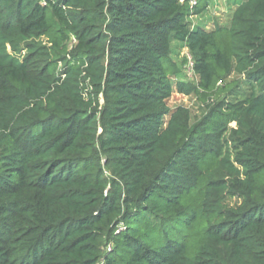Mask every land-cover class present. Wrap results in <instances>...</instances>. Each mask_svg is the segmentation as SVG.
<instances>
[{"label": "trees", "instance_id": "obj_1", "mask_svg": "<svg viewBox=\"0 0 264 264\" xmlns=\"http://www.w3.org/2000/svg\"><path fill=\"white\" fill-rule=\"evenodd\" d=\"M190 1L0 0V264H264V0Z\"/></svg>", "mask_w": 264, "mask_h": 264}, {"label": "rangeland", "instance_id": "obj_2", "mask_svg": "<svg viewBox=\"0 0 264 264\" xmlns=\"http://www.w3.org/2000/svg\"><path fill=\"white\" fill-rule=\"evenodd\" d=\"M197 1L200 2H198V5L201 7L204 5L205 7L198 15H192L189 17V20L192 25H201L206 29H211L215 25H219L221 27L229 26L232 13L244 0H191L190 4H195ZM25 53L26 52L23 50L22 54ZM185 56H187V51L182 50L179 52V55H176L174 58L177 62H181ZM189 65L190 64L182 67V76L187 77L190 81H195V78H192L191 76ZM230 81L239 82V87H236V94L242 96L247 93V88L244 86L243 79L241 77L231 75L227 82ZM167 106L170 110H174L178 107L187 108L190 110L193 118L200 117L205 110L204 104L198 99V96L183 95L181 93H177L176 91H173L170 98L167 100Z\"/></svg>", "mask_w": 264, "mask_h": 264}, {"label": "built area", "instance_id": "obj_3", "mask_svg": "<svg viewBox=\"0 0 264 264\" xmlns=\"http://www.w3.org/2000/svg\"><path fill=\"white\" fill-rule=\"evenodd\" d=\"M180 1H184V0H180ZM191 2V1H190ZM188 57V59L190 60V57L189 56H187ZM190 65H191V62L189 63ZM189 65V66H190ZM190 73H191V69H190ZM191 75H192V73H191Z\"/></svg>", "mask_w": 264, "mask_h": 264}]
</instances>
